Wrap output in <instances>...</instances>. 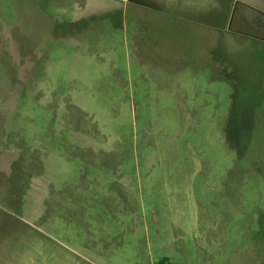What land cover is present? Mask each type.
Wrapping results in <instances>:
<instances>
[{"label":"rangeland","instance_id":"374dc122","mask_svg":"<svg viewBox=\"0 0 264 264\" xmlns=\"http://www.w3.org/2000/svg\"><path fill=\"white\" fill-rule=\"evenodd\" d=\"M209 1L0 0V264H264V0Z\"/></svg>","mask_w":264,"mask_h":264},{"label":"crops","instance_id":"0c3cea01","mask_svg":"<svg viewBox=\"0 0 264 264\" xmlns=\"http://www.w3.org/2000/svg\"><path fill=\"white\" fill-rule=\"evenodd\" d=\"M219 1L221 2V0ZM136 3L149 5L158 11L166 12L174 18L188 21V23L195 26L193 31L196 33L198 32L196 28L200 27L202 20L206 17L208 4L213 6L212 11L217 7L215 1L209 0H137ZM250 10L254 11L253 8H250Z\"/></svg>","mask_w":264,"mask_h":264},{"label":"trees","instance_id":"16d2710c","mask_svg":"<svg viewBox=\"0 0 264 264\" xmlns=\"http://www.w3.org/2000/svg\"><path fill=\"white\" fill-rule=\"evenodd\" d=\"M155 264H178V263H171V262L167 261L166 259H162V260H159L158 262H156Z\"/></svg>","mask_w":264,"mask_h":264}]
</instances>
